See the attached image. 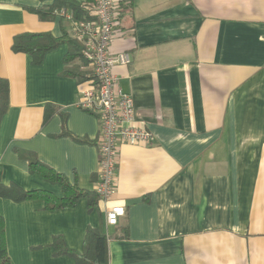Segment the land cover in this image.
I'll use <instances>...</instances> for the list:
<instances>
[{
  "label": "crops",
  "instance_id": "obj_1",
  "mask_svg": "<svg viewBox=\"0 0 264 264\" xmlns=\"http://www.w3.org/2000/svg\"><path fill=\"white\" fill-rule=\"evenodd\" d=\"M115 1L111 52L131 62L112 72L152 140L119 144L108 203L81 197L48 210L40 198L0 196L11 263L74 264L54 254L53 237L80 253L86 230L100 228L108 264H264V0ZM51 3L0 0V77L9 84L0 183L61 197L18 152L93 190L97 118L77 106L76 79L63 73L65 42L38 64L11 50L21 32H69L62 18L27 10ZM105 205L124 208L114 226Z\"/></svg>",
  "mask_w": 264,
  "mask_h": 264
},
{
  "label": "built area",
  "instance_id": "obj_2",
  "mask_svg": "<svg viewBox=\"0 0 264 264\" xmlns=\"http://www.w3.org/2000/svg\"><path fill=\"white\" fill-rule=\"evenodd\" d=\"M85 9L90 18L75 20L71 12L54 9V15L68 22L69 34L82 45V57L89 70L92 83L78 88L77 106L96 116L98 180L94 191L99 199L108 203L116 189L118 146L148 144L152 134L137 119L132 96L120 87L113 74L115 65L131 62L127 51L111 52V43L118 22L119 8L115 0H86ZM105 224L114 226L124 215L121 205H105Z\"/></svg>",
  "mask_w": 264,
  "mask_h": 264
},
{
  "label": "trees",
  "instance_id": "obj_3",
  "mask_svg": "<svg viewBox=\"0 0 264 264\" xmlns=\"http://www.w3.org/2000/svg\"><path fill=\"white\" fill-rule=\"evenodd\" d=\"M119 8V7H118ZM54 9H65L71 12L75 20L88 19L90 15L85 9V3L74 0H52L51 4H42L37 7H29L27 10L36 14L41 20L55 18ZM120 10V8H119ZM65 21V20H64ZM67 24L68 22L65 21ZM67 44V52L63 57V73L76 79L78 88H83L92 83L89 70L82 69L86 61L82 57V45L63 30L62 35L55 37L50 32H21L13 36L11 50L14 52L28 53L35 64L41 62L43 55L60 45ZM9 103V84L5 78L0 77V121L5 114ZM94 142V141H93ZM96 143V141H95ZM18 155L27 160L31 172H39L43 178L52 184H59L61 197H56L46 190H24L16 184L4 185L0 183V196L8 197L14 201L40 198L44 202V208L55 210L73 207L81 197H86L90 207H93L99 197L94 190H85L69 183L62 175L55 172L48 165L42 163L34 153L19 151ZM107 235L100 228H88L85 232L83 248L80 253L68 249L60 237L54 236L52 245L54 254H67L73 257L74 264H108L107 262ZM0 264H12L8 255L4 220L0 215Z\"/></svg>",
  "mask_w": 264,
  "mask_h": 264
}]
</instances>
